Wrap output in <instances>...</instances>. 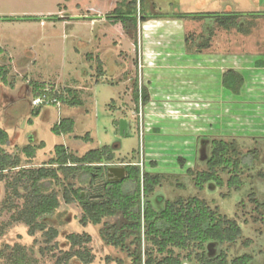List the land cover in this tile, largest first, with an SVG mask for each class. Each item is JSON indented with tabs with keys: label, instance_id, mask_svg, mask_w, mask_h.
<instances>
[{
	"label": "rangeland",
	"instance_id": "rangeland-1",
	"mask_svg": "<svg viewBox=\"0 0 264 264\" xmlns=\"http://www.w3.org/2000/svg\"><path fill=\"white\" fill-rule=\"evenodd\" d=\"M122 1L0 0V45L5 48L2 62L10 66V79L13 81L12 86L0 83V127L7 130L11 140L7 149L19 153L22 166L30 164L20 148L40 141L45 146L37 150L30 161L31 166L46 162L53 155L54 146L61 143L69 145L78 155L110 145L117 157L129 158L134 149L137 157H140V151L146 153L151 136L150 132L145 131L146 121L160 127L174 122V125L161 127L163 142L158 147H163L157 152L160 153L157 154V167L151 166V163L144 167L146 171L165 176L162 185L150 197L152 205L160 209L166 200L178 197L206 199L211 205H216L222 214L235 218L243 230L242 238L227 248L229 258L247 252L254 256V264H264V208L256 209L250 199L254 192L258 201H264V178L259 175V172L264 173V0H145L147 13L246 14L242 21L247 32L235 28L226 30L214 24L210 34L207 31L211 24L209 18L175 17H152L150 25L144 27L139 22L136 31L127 32L121 23L107 17L112 16V11ZM254 12L262 15H249ZM153 28L157 34L154 31L150 33L149 30ZM94 33L98 40L104 42L102 46L106 44V48H110L118 45L113 54L108 53L107 59L113 60L111 56L114 57L116 51L128 64L129 69L124 74L129 76L130 82L126 90H133L135 80L138 86L147 89L139 44L141 46L143 39L153 34V38L158 39L155 43L157 50L163 51L164 55L159 58L166 64L162 69H157V78L152 80L156 87V94L151 99L154 101L150 106L144 105L141 145L134 130L125 136L115 130L113 120L117 119V112H113L106 103L111 96L116 97L117 93L124 91L122 84H111L110 80L116 79L109 78V81L102 82L99 79L97 83L90 79L86 81L87 84L82 82L77 90L83 101L87 100L83 109L80 106L47 105L45 108L49 112L39 116H32L28 110L29 104L33 105L32 92L26 89V81L30 77L47 82L57 79L63 83L74 76L80 65L86 62L96 64L93 56L86 60L84 55H77L79 41L91 39ZM186 36L190 37L187 42ZM207 36L210 37L207 47L200 48V42ZM106 48L103 47V50ZM27 58L36 62L32 64ZM260 61H263L262 65ZM228 68H234L244 75L239 95L229 92L221 84L222 74ZM68 84L72 85L71 81ZM134 109L135 104L127 110L131 118L134 117ZM67 116L76 120L73 135L54 134L51 127L58 119ZM29 119H32L31 123ZM134 125H137L135 119ZM174 128L179 131L173 135L169 131ZM88 133V141L74 137L75 134L84 136ZM196 133L200 138L196 139ZM213 139L235 140L242 152L259 149V160L241 175L244 184L240 189L218 187L214 183L199 189L187 173L189 167L194 170L206 168L204 158L206 152L210 153L209 144ZM197 142H204L198 146L202 153L200 149L196 151ZM207 142L208 149L205 148ZM179 158H183L185 163L181 165ZM14 175L13 171L11 177ZM11 177L8 175L0 179V264H9L12 249L17 245L25 249L26 264H56L57 258L69 249L66 235L72 232L90 235L91 241L87 247L94 255L90 264H134L130 253L135 249L140 250L142 259H145L144 251L150 244L144 239L140 246L132 242V235L127 237L123 247L107 243L105 232H113V224L120 226L123 221L121 215L103 218L96 225H82L81 205L77 201L66 203L62 196L64 186L70 185L80 188L87 195L96 194L79 179L69 178L61 186H53L58 194L59 207L46 220L48 225L59 230L58 236L47 243L41 231L30 235L26 224L13 219L24 199L13 195L6 187ZM222 177L227 180L228 174H222ZM23 193L21 190L20 194ZM8 197L9 202H6ZM247 238L251 241L245 245L243 241ZM226 247L213 245L209 252L217 253Z\"/></svg>",
	"mask_w": 264,
	"mask_h": 264
},
{
	"label": "trees",
	"instance_id": "trees-1",
	"mask_svg": "<svg viewBox=\"0 0 264 264\" xmlns=\"http://www.w3.org/2000/svg\"><path fill=\"white\" fill-rule=\"evenodd\" d=\"M138 2V4H137ZM145 0H123L119 7L114 8L112 20L121 23L124 30L136 31L139 22H144L152 17H175L192 19H211L208 26L209 34L212 26L230 30L247 32L243 28L241 12H198L172 14L147 13ZM139 8H138V6ZM258 16L259 13H249ZM190 37L186 36V42ZM210 37L207 36L199 44L200 48L207 47ZM5 49L0 45V83L13 85L10 79V66L2 62ZM259 64H263L260 61ZM222 86L229 92L239 95L244 84V75L234 69H226L221 77ZM32 99L45 98L46 102L32 105L31 115L38 116L44 106H82L83 99L78 90L69 86H59L53 82L30 81ZM133 99L138 101L139 86L134 81ZM144 104L148 100V92L141 88ZM32 122V119H29ZM75 122L71 117L60 118L51 131L56 135H68L74 132ZM85 141L90 139L89 134L75 136ZM10 135L6 129L0 127V179L11 177L6 182V187L11 193L23 197V205L13 216V219L23 222L28 226V233L34 235L41 231L47 243L53 241L59 234V230L48 225L47 218L51 217L59 207V198L53 186H61L64 180L73 178L86 183L91 191H96L93 196L83 193L80 188L64 186L63 199L66 203L77 201L83 210L80 218L82 225L88 223L94 225L102 222L103 218L121 215L123 218L120 226L111 225L113 232H105L106 241L113 246H124L125 240L133 236L132 242L141 245L144 239L150 247L144 251L145 259H142L140 250H133L130 255L134 264H254V256L243 253L229 258L227 248L236 244L243 236V230L235 218H229L222 214L218 207L208 203L206 199L189 196L178 197L174 200H166L160 209L154 208L150 197L156 188L162 185L164 174L151 173L141 169L134 161L135 157L117 160L115 152L110 145L90 149L82 155L70 151L65 145L57 144L54 152L46 162L40 166H31V160L36 156L37 150L45 146L43 141L28 143L20 148L22 154L28 159L30 166H22L19 153L7 149L10 143ZM211 150L208 154L202 170L187 168V173L192 177L193 183L199 189H203L208 183H214L218 187L227 186L237 190L244 184L241 175L244 170L250 169L259 160L258 148L242 152L235 140L213 139L210 141ZM182 164L183 158H179ZM124 163L126 174L121 180H113L106 176V168L109 163ZM155 164V162H151ZM228 174L224 180L222 174ZM261 178L264 173L259 172ZM21 190L24 192L20 194ZM95 195V196H94ZM224 195V194H223ZM250 199L255 208H264V201L257 200L252 192ZM9 202V197L6 199ZM12 204L10 203V206ZM69 249L56 260V264H90L94 255L87 247L91 237L86 233H68L66 235ZM250 239L243 243L248 245ZM213 245H227L226 249H220L217 253L209 252ZM178 250V251H176ZM157 253L158 255H156ZM2 253L0 252V255ZM25 249L19 245L12 249L9 264H26Z\"/></svg>",
	"mask_w": 264,
	"mask_h": 264
},
{
	"label": "crops",
	"instance_id": "crops-1",
	"mask_svg": "<svg viewBox=\"0 0 264 264\" xmlns=\"http://www.w3.org/2000/svg\"><path fill=\"white\" fill-rule=\"evenodd\" d=\"M149 13H150V11H149ZM150 14H152V13H150ZM150 20L151 19H147L146 21L142 22L144 24V27L150 25L149 24ZM152 27H155V25L152 26ZM149 31H150V33H152L153 31L155 32L156 30H155V28H153V30H149ZM154 34H157V32H155ZM154 34H153L152 37L149 36L150 38L149 37L148 38L147 37L144 38L143 41H142L141 46L139 44V50H140V53H141V57L143 58V71L145 73V77L144 78L146 80V85L145 86L147 87V92H148V100L145 103V105H147V106H150L151 101H154V100H151L152 99V95L155 96V94H156V87H155V85L153 83L154 81H152L153 79L157 78L156 77L157 76V74H156L157 72L156 71H157V69H162V66L166 64V62H163L164 61L163 59L160 60L161 58H159L160 56L163 57L164 55L162 54L163 51L157 50V47H156L157 44H155V43H156V41H158V39L153 38ZM123 36H124V34H123ZM98 39H99V37L97 36V34L94 33V36L91 39L85 40V41H83V40L79 41V48L77 50V55H80L81 57H82V55H84L86 60H87L88 57H90V56L92 57L93 56V58H94V60L96 62L95 65H92V62H89V63L86 62L84 65H82V66L80 65L79 67H77L74 76L69 77V79H67L65 82L60 83L56 79V81H54L53 83H55V84L57 83L56 85L60 84V86H65L66 85V86H69V87H72V88H75V89H80L79 85L82 82L84 84L85 83L87 84L86 81H90V79H92V81H94L95 83H97L99 79L101 80V82L102 81H109V78L116 79V80H110L111 84L112 85H114V84H117V85L118 84H122L124 86V91H122L123 93L122 92L117 93L116 97H112L111 96L110 99H109L110 101L106 103V105H109V108H111V110L113 112H117V119L113 120L115 130H116L117 126H118V120L119 119H124V120H126V130H124V134L122 136L127 135L129 132H132V130H134L136 133H138L137 126L134 125V117L131 118L130 114L129 115L127 114V112H128L127 110H129L130 107L135 104V100L133 99V93H132L133 90L132 89L126 90L127 89L126 85L127 84L129 85L130 79H129V76H127L124 73L127 71V69H129V66L126 63V61H124V60H122V58H120V52H116L115 51V53H114L115 56L114 57L111 56L113 58V60L110 59L111 61H109L107 59L108 58V53L109 54L110 53L113 54L115 46L118 47V45L115 44V45L111 46L110 48H106L108 45L105 44V46H102V43L104 45V42H102V40H98ZM98 44H100V45H98ZM103 47L106 48L105 51L103 50ZM165 53L168 54V51H165ZM27 60H28V62H30L32 64H34V62H36L35 59H30V58L28 59L27 58ZM182 68H183V66H182ZM186 68H188V67H186ZM94 74L98 75V77L97 76L95 77ZM50 77L52 78V76H50ZM53 78H55L54 75H53ZM31 80H38V81H41V82L45 81V80H41V79H38V78L34 79V78L30 77L26 81V87H27L26 89L31 90V86H30V81ZM68 81L69 82L71 81L72 85L68 84L69 83ZM88 93L90 94V91ZM86 101L84 102V104L86 103ZM84 104L82 106H80L81 109H83ZM60 106H62V105H60ZM55 107H59V106H55ZM81 109H80V111H82ZM28 110L30 112L32 110V106H30V104H29V109ZM46 111H48V109L45 108V106H44L43 108H41V111H40L39 115H41L42 113H45ZM85 111H87V110L85 109ZM153 115H152V117H153ZM154 116L156 117V115H154ZM67 117H71V116H67ZM71 118H73V117H71ZM74 122H75V125H76V120L75 119H74ZM149 123L150 122L146 121V125H145V129H146L145 131L147 133L150 132L151 136H150L149 143L147 144L148 149L146 150V153H143V168L146 166L145 164H147V163L150 164L151 162H155V164L151 163V166L157 167V165H158L157 154H160V153H157V152L161 149L160 147L162 146L161 145L160 147H158V145L163 142V140L161 139L162 138L161 136H162V134H164V132H161V130H162L161 127H164V126L166 127L167 125H174L173 124L174 122H172V123H168L167 125H162L160 127L158 124L155 125V126H152V125H150L151 123L150 124ZM168 128H169V126H168ZM74 129H75V127H74ZM178 131H179L178 129L174 128L173 130H171L169 132L173 133V135H174V134H177ZM72 135H73V133L68 134L67 136H72ZM152 135H154L155 138H153L154 136H152ZM75 136H78V137L80 136L81 137L83 135H76L75 134L74 137ZM197 138H200V136H199V134L196 133V139ZM203 143L204 142L199 143V144H203ZM61 144H63V143H61ZM199 144L197 142L196 151L197 150L199 151V149H200L201 150L200 152L202 153L201 147H198ZM207 144H209V143L208 142L205 143V145H206L205 148L206 149H208V145ZM63 145H65V144H63ZM65 146L70 151L73 152V150L70 148L69 145H65ZM202 156H203V154H202ZM202 156H201V158H202ZM207 156H208V153L206 152V157L204 158V161L206 160ZM130 157L131 158L135 157L134 161H139V159H140V157H137V152H136L135 149L132 151V155ZM119 158H123V157H119L118 156L117 159H119ZM129 158H127V159H129Z\"/></svg>",
	"mask_w": 264,
	"mask_h": 264
},
{
	"label": "built area",
	"instance_id": "built-area-1",
	"mask_svg": "<svg viewBox=\"0 0 264 264\" xmlns=\"http://www.w3.org/2000/svg\"><path fill=\"white\" fill-rule=\"evenodd\" d=\"M141 65H139V68L141 69ZM41 102H46L45 98L41 97V98H34L32 99L31 103L33 105H39ZM144 102L142 99V95H141V87L139 86V97H138V101L135 102V109L133 111V116L134 119L137 123V130H138V137H139V141H140V145H141V141H142V136H143V130H144ZM119 163H109L108 165H118ZM120 164H124V163H120ZM137 164L140 166L141 169H143V154L140 151V159L137 162Z\"/></svg>",
	"mask_w": 264,
	"mask_h": 264
},
{
	"label": "water",
	"instance_id": "water-1",
	"mask_svg": "<svg viewBox=\"0 0 264 264\" xmlns=\"http://www.w3.org/2000/svg\"><path fill=\"white\" fill-rule=\"evenodd\" d=\"M116 130L120 135H123L124 130H126V120L119 119ZM106 173H107V176L109 178H113V180H121L124 178L126 174V169L124 167V164L107 165Z\"/></svg>",
	"mask_w": 264,
	"mask_h": 264
},
{
	"label": "flooded vegetation",
	"instance_id": "flooded-vegetation-1",
	"mask_svg": "<svg viewBox=\"0 0 264 264\" xmlns=\"http://www.w3.org/2000/svg\"><path fill=\"white\" fill-rule=\"evenodd\" d=\"M255 13V12H254ZM257 13H260V12H257ZM259 15H262L261 13L259 14ZM106 172V171H105ZM106 174V176H107V173H105ZM108 177V176H107ZM109 178V177H108ZM111 179H113V178H111Z\"/></svg>",
	"mask_w": 264,
	"mask_h": 264
}]
</instances>
